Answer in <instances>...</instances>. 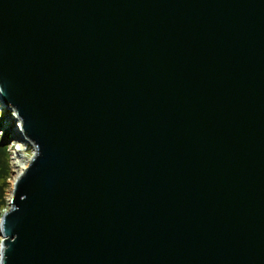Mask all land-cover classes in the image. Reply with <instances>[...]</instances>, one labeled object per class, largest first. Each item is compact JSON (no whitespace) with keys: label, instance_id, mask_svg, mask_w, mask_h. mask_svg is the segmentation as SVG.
Instances as JSON below:
<instances>
[{"label":"water","instance_id":"1","mask_svg":"<svg viewBox=\"0 0 264 264\" xmlns=\"http://www.w3.org/2000/svg\"><path fill=\"white\" fill-rule=\"evenodd\" d=\"M0 92V264H264V0H0Z\"/></svg>","mask_w":264,"mask_h":264},{"label":"rangeland","instance_id":"2","mask_svg":"<svg viewBox=\"0 0 264 264\" xmlns=\"http://www.w3.org/2000/svg\"><path fill=\"white\" fill-rule=\"evenodd\" d=\"M0 106V143L7 147L10 158V178L8 179V188L5 192V206L1 209L3 214L10 210L12 195L8 193L10 185L17 174H21L22 168L29 164V161L34 157V148L24 143L16 134V124L18 119L14 111L2 109ZM16 118V119H15ZM16 134V135H15ZM0 237V244H1Z\"/></svg>","mask_w":264,"mask_h":264},{"label":"trees","instance_id":"3","mask_svg":"<svg viewBox=\"0 0 264 264\" xmlns=\"http://www.w3.org/2000/svg\"><path fill=\"white\" fill-rule=\"evenodd\" d=\"M10 178V158L7 147L0 143V218L1 209L5 206V192L8 188V179Z\"/></svg>","mask_w":264,"mask_h":264},{"label":"bare ground","instance_id":"4","mask_svg":"<svg viewBox=\"0 0 264 264\" xmlns=\"http://www.w3.org/2000/svg\"><path fill=\"white\" fill-rule=\"evenodd\" d=\"M0 101H1V92H0ZM0 106L1 107H3L2 109H6V106H4V104H1L0 103ZM16 119V118H15ZM16 134H17V136H19L20 138H21V140L22 141H24V143L26 142V144H29L28 143V141L26 140V137H25V135H24V132H23V127H22V124H21V122L20 121H18V123L16 124ZM15 134V135H16ZM31 161V160H30ZM30 161H29V164H30ZM29 164L28 165H25V166H20V168H22V172H21V174H17L16 176H15V178L13 179V181L15 180V179H17L18 177H20L21 175H23V173H24V171L28 168V166H29Z\"/></svg>","mask_w":264,"mask_h":264}]
</instances>
